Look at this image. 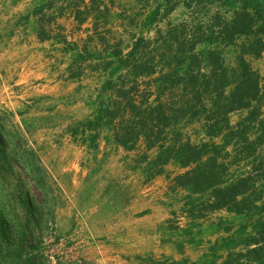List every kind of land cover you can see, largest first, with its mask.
Here are the masks:
<instances>
[{
	"label": "rangeland",
	"instance_id": "rangeland-1",
	"mask_svg": "<svg viewBox=\"0 0 264 264\" xmlns=\"http://www.w3.org/2000/svg\"><path fill=\"white\" fill-rule=\"evenodd\" d=\"M17 5L0 0V264H221L233 248L243 251L257 216L217 211L191 220L184 212L187 193L171 191L165 175L147 185L142 170L134 168L137 153L119 152L107 129L93 145L87 140L94 133L80 134V125L107 99L100 85L94 87L98 78L85 73V86L72 82L54 92H39L40 79L19 87L7 83L15 78L21 46L15 29L27 23V16L13 18ZM179 14L187 22L205 16L194 10ZM249 63L264 85V59ZM180 132L193 144L199 140L196 122ZM181 172L174 164L166 168L171 177ZM153 208L156 215L159 209L176 214L167 228L180 231L177 236L163 228L148 231L146 216ZM208 235L211 242L197 249ZM197 251H203L198 262Z\"/></svg>",
	"mask_w": 264,
	"mask_h": 264
},
{
	"label": "trees",
	"instance_id": "trees-1",
	"mask_svg": "<svg viewBox=\"0 0 264 264\" xmlns=\"http://www.w3.org/2000/svg\"><path fill=\"white\" fill-rule=\"evenodd\" d=\"M178 1L196 16H205L169 25L152 39L138 37L124 55L116 42L106 48L108 57L83 48L72 59L70 81L82 77L85 68L95 73L116 63L121 71L105 83L109 96L80 125V134L94 133L87 140L93 145L98 132L107 129L115 146L137 153L134 168L142 170L146 182L165 175L171 191L187 193L184 212L191 220L217 211L257 216L243 251L233 248L221 264H264V87L247 61L264 59V0ZM176 4L165 0L161 15L157 9L147 21L166 17ZM51 5L31 12L40 16V41L50 38L46 26L54 18L43 10ZM87 14L77 12L75 18L82 23ZM55 40L65 45V52L76 50L60 34ZM228 49L235 55L232 64L225 61ZM235 112L245 115L231 125L229 115ZM194 122L206 141L193 144L180 132ZM171 164L182 172L171 177L166 173Z\"/></svg>",
	"mask_w": 264,
	"mask_h": 264
},
{
	"label": "crops",
	"instance_id": "crops-1",
	"mask_svg": "<svg viewBox=\"0 0 264 264\" xmlns=\"http://www.w3.org/2000/svg\"><path fill=\"white\" fill-rule=\"evenodd\" d=\"M16 1H18V5L16 9L14 8L15 15L14 17L10 16L8 19L10 20L11 17L15 18L17 14H20L21 16H30L26 21L27 23H24L23 28L19 27L15 29V34H19V40L21 41V46L16 49L17 63L15 64V78L11 77L16 80L13 82L12 79H7V83L10 82L11 84H16L19 87L32 82L36 83L37 80L40 79V84H37L38 87H41L39 92H42L44 89H50L54 92L59 89V87L72 82H75L76 85L80 84L82 86L88 84L87 82L82 81L83 75L76 80L70 81L67 79V69L71 66L72 59L78 52H81L80 50L83 48H86L87 52L93 56L100 55L102 57H108L109 52H106V48L119 42L121 43L120 49L122 50V55H124L132 47L134 39L138 37L152 39V33L155 35L160 28L165 32L169 25L181 23L184 18L183 15H178V13L181 10L184 13L186 12V8L182 3L178 0H173V2H177V4L172 13L161 19L160 17H157L156 22L152 21V23L151 21H147V18L154 11H157V9H162L165 5V0H149L148 3L140 2L138 0H97L94 6H92L93 0ZM48 3H51L52 5L49 10L45 8L43 13L47 16H52L54 20L46 26V29L50 33L49 40L40 41L36 35L38 31V18L40 16H33L31 12L38 7L47 5ZM86 11H88V14L85 16V20L82 23L78 22L75 18L77 12ZM159 13V15H161L162 10H160ZM13 23L15 24L17 22L15 21ZM57 34H60L67 43L71 44L72 47H75L76 50L65 52V45L59 43L58 40H55ZM100 37H104V40ZM230 52L235 57L233 50L231 49L225 51L224 57L226 63L232 64L233 59L229 60L227 58V53ZM112 60L116 61L113 58ZM249 60L260 59H252L248 57L247 61L249 62ZM91 61L92 63H95V61ZM12 68H14V66H12ZM251 68L258 73L260 76V84L264 87L261 81L262 75L260 71H257L252 66ZM85 73H89L93 78H98L96 79V84L98 85H95L94 87L97 88V86L100 85L102 88L101 91L108 97L109 92L106 90L105 83L109 80H114L121 71L118 69V65L114 63L112 68L107 71L99 69L98 72L91 73L85 68L84 74ZM20 97V95L17 96V98ZM234 115H237V121L235 122L232 121V116ZM244 115V112L230 114V124H236ZM196 124L199 126V140L196 143L198 144L206 141V138L202 132L201 125L198 123ZM218 142L219 140H215V143ZM114 147L124 155L127 153L120 147L115 145ZM151 183L155 184L157 182L152 180ZM151 183L149 182L147 185H151ZM152 211V214L150 213L146 216L151 220L148 231L151 232L163 228V231H165L167 235H170L169 237L174 238V236L178 235H173V233L180 231L167 228L170 223V217L174 218L176 214H168V212L159 209V214L156 215V209L153 208L151 212ZM211 237L212 236L208 235L207 239L203 240L204 244L196 243L197 249H201L205 247V243L211 242ZM166 251L168 254L177 253L175 249H167ZM197 252L196 262L199 261V256L202 255L203 251Z\"/></svg>",
	"mask_w": 264,
	"mask_h": 264
}]
</instances>
